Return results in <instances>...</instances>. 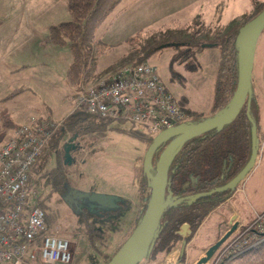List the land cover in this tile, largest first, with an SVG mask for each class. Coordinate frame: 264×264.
Segmentation results:
<instances>
[{
    "label": "rangeland",
    "instance_id": "obj_1",
    "mask_svg": "<svg viewBox=\"0 0 264 264\" xmlns=\"http://www.w3.org/2000/svg\"><path fill=\"white\" fill-rule=\"evenodd\" d=\"M263 4L264 0H118L93 30V37L107 47L96 64L97 79L86 83L83 89L100 80H107L108 76L127 66L136 55H141L143 49H149L151 52L144 56V61L156 69L160 81L174 99L184 97L185 107L207 116L211 109L219 59L217 47L199 48L194 54L197 67L187 70L183 65L171 62L174 47L164 39L142 35L135 42V51L128 53L125 38L134 36L137 31L158 29L172 19L178 23L197 20L214 27V30L216 27L227 29L242 22ZM69 19L66 0H0V108L6 110L13 125H24L31 119L58 121L76 112L73 110V92L66 82V70L72 62V54L67 44L54 45L47 37L51 25ZM261 35H264V28ZM261 103L258 154L252 169L241 181L238 192L207 215L186 241L181 259L178 242L159 264H194L204 250L229 228L230 213L235 209L237 221L244 225L237 226L238 229L219 246L206 263L210 264L217 251L236 239L241 228L253 221L255 212H264H257L264 207V84ZM115 121L108 123L101 135L93 137L91 145L87 142L84 148L80 144L81 152L73 149L75 157L70 163L71 178L78 181L76 185L83 192L126 199L128 208L119 213L116 224L109 225L108 242H98L93 248L87 230L75 224L77 217L61 202L59 192H53L49 202L54 208L52 210L60 216L57 220L58 234L65 237L70 245L69 264H101L102 255L110 253L119 235L113 228L122 226L124 219L134 213L138 204L134 179L141 166L145 143L124 133L123 130L129 128L128 122ZM58 123L61 125L63 121ZM11 132L9 130L0 135V147ZM53 147L49 146L30 180V189L35 193L39 191V175L55 166ZM79 158L83 159L82 163ZM40 192L44 195L50 193V185L45 184ZM28 199L30 201L31 197L28 196Z\"/></svg>",
    "mask_w": 264,
    "mask_h": 264
},
{
    "label": "trees",
    "instance_id": "obj_2",
    "mask_svg": "<svg viewBox=\"0 0 264 264\" xmlns=\"http://www.w3.org/2000/svg\"><path fill=\"white\" fill-rule=\"evenodd\" d=\"M66 3L70 19L51 25L48 29L47 37L50 43L59 46L67 44L70 49L72 62L66 70V82L71 91L74 92L75 90L83 89L86 83H90L98 77L96 64L107 46L101 40L93 37V30L111 12L118 0H66ZM263 7L264 4L258 7L253 14L243 19L242 22L233 24L227 29L216 27L217 29L214 30V27L210 28L209 25H203L197 20L192 23H178L172 19L158 29L137 31L134 36L126 38L125 42L129 47L128 53L135 51L134 45L140 36H154L159 40L164 39V41L173 45L172 63L181 64L185 69L192 70L197 67L194 54L201 48L202 44H210L217 47L219 59L209 112V116H211L226 106L235 89L237 48L234 40L236 33L245 22L256 15ZM149 52L151 50L143 49L142 54L136 55L125 67H133L145 62L144 56H147ZM176 102L185 112L186 119L183 122L195 123L204 118L201 112L183 106L185 103L184 97H180ZM245 109L246 106L243 104L234 119L221 129L208 130L183 143L168 167L165 193L169 192L175 198L188 199L197 193L207 192L215 187L224 185L237 174L250 155L252 123L255 125L259 150V104L252 91L247 113ZM112 121L115 120H101L85 112L76 111L72 116L66 117L63 123L56 128L59 130L55 129L45 142L41 154L29 169L25 190L27 195L31 197L30 201L28 199L30 206L39 207L42 210L47 230L54 223H57L58 218H60L58 213L52 210L54 208L50 206L51 194L53 192L60 193L63 184L72 187L76 186V179L73 180L71 178L73 173L70 164L74 162L75 151L69 148L68 155L71 162L68 164V162L63 161L64 156L60 149L58 150L56 145H54L55 166L44 170L42 176L39 175V191L37 193L30 189V180L35 175L37 168H39L47 149H49V146L51 147L55 136L60 135L64 136L65 140L72 138L75 149L81 152L80 144L86 148L87 142L92 141L93 137L101 135L106 125ZM119 123H122L121 120ZM180 123L182 122L177 124ZM15 127L8 118L6 110L0 108V135L9 130L12 131ZM123 131L137 139L143 140L145 149L155 136L137 130L131 124H129L128 130ZM166 143L158 146L154 152L152 165H154L157 156ZM140 159L142 161V158ZM150 172L154 173L153 167ZM76 178L78 180L79 176ZM240 183L241 181L237 186ZM45 184L50 185L51 192L47 195L40 192ZM136 186L140 208L136 214L129 218L125 228H117L118 230H123L122 235L110 253L104 256L103 264L109 260L134 229L145 208L149 188L148 179L142 172L141 166L138 168ZM232 193L233 191L229 190L213 193L199 197L190 204L181 202L175 206L166 207L159 218L157 236L153 246L146 257L138 264H159L162 257L169 253L178 242L183 240L184 244H186V241L192 237L207 215L217 206L223 204ZM78 222L87 230L86 232L91 237L90 245L93 248L96 247L94 246L96 243L103 244L109 238V228L98 227L93 217L89 218L86 216L83 219H78ZM183 222L189 225L190 230V233L184 239L179 233V227ZM183 254L184 249H181L180 259ZM228 264H264V238L256 245L241 251Z\"/></svg>",
    "mask_w": 264,
    "mask_h": 264
},
{
    "label": "built area",
    "instance_id": "obj_3",
    "mask_svg": "<svg viewBox=\"0 0 264 264\" xmlns=\"http://www.w3.org/2000/svg\"><path fill=\"white\" fill-rule=\"evenodd\" d=\"M73 110L101 120H121L156 135L186 119L185 112L145 62L124 67L107 80L73 92ZM52 120L31 119L16 126L0 147V264H69L70 245L58 227L46 228L43 212L28 202V172L51 133ZM226 243L210 264H228L241 251L264 238V212Z\"/></svg>",
    "mask_w": 264,
    "mask_h": 264
},
{
    "label": "water",
    "instance_id": "obj_4",
    "mask_svg": "<svg viewBox=\"0 0 264 264\" xmlns=\"http://www.w3.org/2000/svg\"><path fill=\"white\" fill-rule=\"evenodd\" d=\"M263 28L264 7L251 19L245 22L236 33L234 40L237 48L236 84L233 94L226 106L220 111L198 122H182L162 130L153 137L151 143L146 147L141 161V169L148 179L149 188V195L146 200L145 208L134 229L104 264L140 263L153 246L157 236L158 221L166 207H172L181 202L190 204L199 197L208 196L213 193H220L228 190L234 191L238 183L242 181L252 169L258 150V140L256 139L254 123L251 124V145L248 160L227 183L207 192L192 195L188 199L175 198L171 196L169 192L165 193L168 167L174 155L179 151L185 141L208 130L221 129L234 119L243 104L246 106V113L248 112V104L251 95V72L254 49L258 36ZM210 46V44L201 45V47ZM163 143H166V145L157 156L154 165H152L153 154L158 146ZM68 150V147L64 149V161L69 159ZM152 167L154 170L153 174L150 172ZM73 191L77 196L86 198L91 206L98 211H114L117 210L120 204H123V200L115 196L83 192L77 189ZM229 223V228L204 250L203 254L196 259L194 264H206L209 261L213 253L236 229L237 224L234 221V216L230 218ZM180 228L186 234L190 233L189 225L186 222H183ZM183 244L184 241H182V245Z\"/></svg>",
    "mask_w": 264,
    "mask_h": 264
},
{
    "label": "crops",
    "instance_id": "obj_5",
    "mask_svg": "<svg viewBox=\"0 0 264 264\" xmlns=\"http://www.w3.org/2000/svg\"><path fill=\"white\" fill-rule=\"evenodd\" d=\"M262 32V31H261ZM261 32H260V34H261ZM259 34V35H260ZM260 37V38H259ZM128 38V37H127ZM126 39V38H125ZM100 40V39H99ZM263 84H264V35L262 36H258V39H257V41H256V44H255V49H254V56H253V66H252V72H251V91H252V93L256 96V98H257V100H258V104H259V117H260V111H261V98H262V88H263ZM173 96V95H172ZM183 106L185 107L186 106V103H184L183 104ZM186 108H188V107H186ZM189 109H191V108H189ZM191 110H194V109H191ZM195 111V110H194ZM198 112V111H197ZM210 112V111H209ZM69 115H67V116H65L63 119H61V120H58L57 122H61V121H63L66 117H68ZM209 116V113H208V115L207 116H204V118L205 117H208ZM56 121V120H55ZM258 127H259V129H260V127H261V125H260V123H259V121H258ZM10 136V135H9ZM65 141V139H64V136L62 137V136H55V138H54V140H53V142L51 143V145H56V147H57V149L59 150L60 149V151H61V153H62V155L64 156V151L62 150V148H61V146H62V143ZM54 148V147H53ZM54 150V149H53ZM83 162V159L81 160V163ZM77 181H75V183H76ZM80 182V181H79ZM134 183H135V192H136V188H137V186H136V177H135V179H134ZM64 185V184H63ZM74 187V186H73ZM239 186H237L236 187V189L233 191V193L230 195V197L224 202V203H226L230 198H232L234 195H236V193L238 192V190L237 189H239L238 188ZM75 189H77V190H80L79 188H78V185H76L75 187H74ZM136 195H137V192H136ZM138 197V196H137ZM123 200V204L121 205L122 206V209H121V211L124 209V210H126V208H128L126 205L128 204L127 203V201H126V199H122ZM139 208H140V203H139V199H138V204H137V206H136V210L134 211V213L131 215V216H129L127 219H124V221L122 222L123 223V225L122 226H119V227H117V228H125V225L128 223V220H129V218L130 217H132L134 214H136L137 213V211L139 210ZM262 210H264V207H262V208H260L259 210H257V212H260V211H262ZM120 211V212H121ZM253 211H256V210H253ZM119 212V213H120ZM256 213V212H255ZM230 216H234V221L236 222V229H238V227H241V226H243L244 224L243 223H239V221H237V218H238V215H237V212L235 211V209H233L232 210V212L230 213ZM89 217V216H88ZM90 218V217H89ZM119 219H118V216H117V218H116V220H115V223H112V224H110V223H105V224H100L99 222H97L96 221V224L98 225V227H100V228H109V225H114V224H116V222L118 221ZM229 223V222H228ZM75 224H77V226L79 227V225H81V223H79L78 222V219H77V221L75 222ZM230 224V223H229ZM120 225H121V223H120ZM55 226H59L57 223H54L52 226H51V228L52 227H55ZM82 226V225H81ZM80 226V227H81ZM238 226V227H237ZM61 228H63V227H61ZM117 228H113V230H114V232H117L119 235H118V237H117V239H116V241L113 243V246L115 245V243L118 241V239L121 237V235H122V232H123V230L121 229V230H118ZM58 229L60 230V228L58 227ZM58 230V231H59ZM227 230V229H226ZM109 233H110V231H109ZM63 237V236H62ZM109 237H110V235H109ZM65 238V237H64ZM108 240H109V238L104 242V244L105 243H107L108 242ZM113 246L111 247V249H110V251L112 250V248H113ZM107 255V254H106ZM104 256L105 255H102V257H101V264H103L102 263V261H103V258H104Z\"/></svg>",
    "mask_w": 264,
    "mask_h": 264
},
{
    "label": "flooded vegetation",
    "instance_id": "obj_6",
    "mask_svg": "<svg viewBox=\"0 0 264 264\" xmlns=\"http://www.w3.org/2000/svg\"><path fill=\"white\" fill-rule=\"evenodd\" d=\"M72 148L74 149L75 146L73 145L72 138L65 140L62 143V150ZM64 161V160H63ZM68 164L71 162L70 159L67 161ZM79 162H81V158H79ZM73 190H76L74 187L69 186L67 184L62 185V190L59 193V197L61 202L68 208V210L75 216L77 219H83V217L89 216L93 217L97 222L100 224L105 223H115V220L122 209V206H118L117 210L114 211H98L91 204L86 200V198L77 196ZM181 229H179L180 231Z\"/></svg>",
    "mask_w": 264,
    "mask_h": 264
}]
</instances>
